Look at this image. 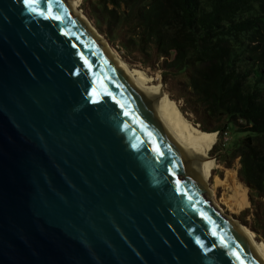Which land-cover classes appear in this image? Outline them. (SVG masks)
I'll list each match as a JSON object with an SVG mask.
<instances>
[{"label":"water","instance_id":"95a60500","mask_svg":"<svg viewBox=\"0 0 264 264\" xmlns=\"http://www.w3.org/2000/svg\"><path fill=\"white\" fill-rule=\"evenodd\" d=\"M161 100L70 0H0V264H264Z\"/></svg>","mask_w":264,"mask_h":264},{"label":"trees","instance_id":"16d2710c","mask_svg":"<svg viewBox=\"0 0 264 264\" xmlns=\"http://www.w3.org/2000/svg\"><path fill=\"white\" fill-rule=\"evenodd\" d=\"M86 1L124 56L153 62L165 82L180 76L198 132L216 137L209 154L223 150L227 166L238 158L251 202L239 218L264 239V0Z\"/></svg>","mask_w":264,"mask_h":264},{"label":"rangeland","instance_id":"374dc122","mask_svg":"<svg viewBox=\"0 0 264 264\" xmlns=\"http://www.w3.org/2000/svg\"><path fill=\"white\" fill-rule=\"evenodd\" d=\"M78 3L79 4L76 11L77 15L86 18L89 27L91 29H95V31L99 33L100 37L102 36L103 39L107 41L106 43L108 49L113 53V55L118 59H120L121 61H123L129 68L140 70L144 74H146L149 77V80L144 83L146 86H159L163 88V91L167 95L171 104L176 108V110L188 120V122L193 128H195L196 130L197 129L200 130L199 128L201 123L200 115L194 113L187 107L185 103V99L182 96L183 86L180 76L177 77L170 76L169 78H167V81L165 82L163 79V75L161 73V69L158 66L154 65L153 62L142 60L139 55L124 56L123 50L120 49L119 45L117 44L112 45L110 42H108L105 36L95 28L92 20L86 14L87 1L78 0ZM230 140H231V134L229 133V135H227L226 137V142ZM209 150L207 151V156L211 159L213 157L214 161L212 159L211 172L208 175L207 185L211 189L213 203L217 207H219L225 215L235 220L238 224H241V226L247 232L251 233L254 240L264 247V239L257 236V234L253 230H251L248 226H246L239 218L240 213L244 209L250 208L251 202L249 199V187L245 183H243L238 177V173H237L238 172L237 169L239 167L238 158L233 159L231 165L227 166V162H229L230 157L224 156L223 150L217 151V157H218L217 159H215L216 158L215 155L209 154ZM227 170H230L234 173V181L236 182V184L240 185L243 189H245L248 198V204H245L241 207H237L235 211H231L224 200V199L226 200L230 199L233 195V189L229 185V182L226 181Z\"/></svg>","mask_w":264,"mask_h":264},{"label":"bare ground","instance_id":"6f19581e","mask_svg":"<svg viewBox=\"0 0 264 264\" xmlns=\"http://www.w3.org/2000/svg\"><path fill=\"white\" fill-rule=\"evenodd\" d=\"M73 11L76 13L78 7V0H70ZM77 14V13H76ZM86 20V18H84ZM87 21V20H86ZM97 37L107 46V41L95 31L91 29ZM110 51V50H109ZM111 52V51H110ZM112 53V52H111ZM113 55V53H112ZM114 59L119 65L135 80L136 84L142 89H150L158 91L162 100L158 103V111L160 116L167 122L174 135L179 139L183 147L189 150L197 165V172L201 176L204 183L207 185L208 175L211 172L212 159L207 156V151L210 149L215 141V135L211 133L200 134L198 130L193 128L188 120L183 117L176 108L171 104L163 88L159 86H146L144 83L149 80V77L142 71L129 68L123 61L113 55ZM217 133V132H216ZM215 133V134H216ZM229 185L233 189V195L230 199H224L228 208L235 211L237 207L248 204V198L245 189L234 181V173L227 170V179ZM226 182V183H228ZM208 186V185H207ZM215 205V204H214ZM215 207L221 211L219 207ZM222 212V211H221ZM223 213V212H222ZM233 220V219H232ZM235 221V220H234ZM235 223L241 228L245 235L262 251L264 247L254 240L251 233L247 232L241 224Z\"/></svg>","mask_w":264,"mask_h":264}]
</instances>
